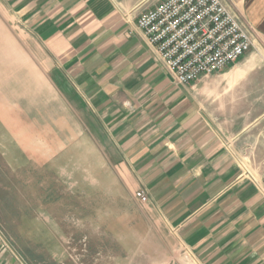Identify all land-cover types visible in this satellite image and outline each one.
<instances>
[{
  "label": "crops",
  "instance_id": "crops-1",
  "mask_svg": "<svg viewBox=\"0 0 264 264\" xmlns=\"http://www.w3.org/2000/svg\"><path fill=\"white\" fill-rule=\"evenodd\" d=\"M162 1L0 0V168L31 183L34 216L57 183L92 231L264 264V0H222L252 48L188 85L137 27ZM0 264H25L1 237Z\"/></svg>",
  "mask_w": 264,
  "mask_h": 264
},
{
  "label": "rangeland",
  "instance_id": "rangeland-1",
  "mask_svg": "<svg viewBox=\"0 0 264 264\" xmlns=\"http://www.w3.org/2000/svg\"><path fill=\"white\" fill-rule=\"evenodd\" d=\"M0 34V48L5 49L11 41L4 23ZM260 58L264 63V55ZM8 172L0 168V179L7 181L0 183V237L25 264H198L174 239L161 248L147 233L137 241L120 230L92 231L89 223L95 218L77 215L76 201L57 183L51 193L56 200L48 209L52 215L39 211L34 216L33 205L43 200L31 199V183L12 182L17 178Z\"/></svg>",
  "mask_w": 264,
  "mask_h": 264
},
{
  "label": "built area",
  "instance_id": "built-area-1",
  "mask_svg": "<svg viewBox=\"0 0 264 264\" xmlns=\"http://www.w3.org/2000/svg\"><path fill=\"white\" fill-rule=\"evenodd\" d=\"M137 27L179 85L224 70L253 45L222 0H163L137 19ZM258 191L264 199V183ZM135 197L148 200L144 191Z\"/></svg>",
  "mask_w": 264,
  "mask_h": 264
}]
</instances>
